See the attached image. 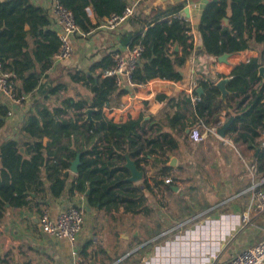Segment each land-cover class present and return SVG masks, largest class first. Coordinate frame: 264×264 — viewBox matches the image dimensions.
<instances>
[{
    "label": "trees",
    "instance_id": "trees-1",
    "mask_svg": "<svg viewBox=\"0 0 264 264\" xmlns=\"http://www.w3.org/2000/svg\"><path fill=\"white\" fill-rule=\"evenodd\" d=\"M58 1L72 13L84 35L98 28L110 15H120L130 6L126 0ZM182 8L180 4L155 5L147 12L135 10L127 20L135 28L120 37L121 44L143 47L132 74L135 84L156 78L175 82L183 79L182 68L190 58L194 43L189 28L174 17ZM88 9L92 10L94 23ZM197 33L212 63L224 53L255 50L258 56L234 65L228 76L209 71L207 80L199 81L193 90L199 96L195 105L186 93H180L177 99L167 98L174 112L168 115L163 126L166 130L160 123H154L155 128L149 127L150 133L144 129L141 117L116 122L106 116L104 108L113 95L127 91L116 86L113 76H103L113 65L112 57L105 56L87 72H70V80L88 86L91 97H67L53 108L36 103L21 126L20 133L25 140L19 143L9 138L0 144V221L9 208L40 213L47 190L54 198L65 192L80 193L89 207L141 201V196L136 197L140 186L128 180L131 173L125 166L126 154L137 169L144 171L149 158L165 152L163 147L172 141L170 132L177 130L184 134L187 128L199 123V118L206 125L217 124L223 109L234 113L225 135L247 143L254 153L251 162L256 173L264 175V145L258 140L264 134V72L263 76L259 75V68L264 67V0H208L199 16ZM58 47L47 9L30 0H0V63L20 82L16 86L18 96L39 87L42 74L51 67L52 55ZM225 77L229 78L228 95L221 100L215 83ZM198 88H202L201 94ZM57 90L58 87H53L50 93ZM235 97L239 100L232 106ZM158 98L164 100L166 96ZM181 108L189 112L190 119L179 112ZM88 109H91L89 118ZM7 112L8 107L0 103V128ZM78 152L80 164L76 176L70 178V163ZM156 157L159 175L166 176L170 168ZM141 184L150 189L147 179ZM155 184L162 182L155 180ZM93 253L91 243L86 244L76 264H88Z\"/></svg>",
    "mask_w": 264,
    "mask_h": 264
},
{
    "label": "crops",
    "instance_id": "crops-1",
    "mask_svg": "<svg viewBox=\"0 0 264 264\" xmlns=\"http://www.w3.org/2000/svg\"><path fill=\"white\" fill-rule=\"evenodd\" d=\"M126 1L134 6V11L142 12L155 5L180 4L183 7L181 12L188 18L187 28L193 36L194 49L182 68L183 79L168 86L165 93L152 94L145 89H135L122 95L114 94L104 111L108 118L116 122L141 117L145 122L144 129L149 133L151 125L155 128L154 123H160L165 131L163 126L167 117L174 112L167 98L177 99L194 82L198 85L201 78L209 77V71L228 76L234 65L258 56L257 51L250 50L231 53L226 62L216 60L212 63L204 51L196 54L195 47L201 41L197 33L198 20L208 0ZM30 2L50 12V28L53 29L55 21L50 11L51 0ZM88 15L94 23L91 9H88ZM103 24L83 37H75L72 57L52 61L51 67L42 74L39 87L26 94L21 104H13L0 95V103L10 111L0 128V144L9 138L19 143L25 140L20 133L21 126L36 103L53 108L60 106L67 97H91L88 86L72 82L69 73L87 72L105 56L112 57L116 49L125 46L121 44L120 37L135 28L127 21L116 29H109ZM99 70L100 67L95 72ZM19 84L16 80V86ZM53 87H58L56 93H50ZM161 95L166 98L160 100L158 97ZM238 100L239 97H235L231 105ZM179 112L190 119L189 112H184L182 108ZM193 114L197 115L194 110ZM233 118L232 111L223 109L219 113V124L233 121ZM198 120L200 131L204 134L201 141L192 142L189 138L190 128L199 123L187 128L184 134L173 130L170 132V144L174 147L165 144V152L147 160L138 180L132 181L129 177L134 186H140L136 197L141 196V201L135 199L89 207L80 193L69 195L65 192L54 198L47 190L42 209L46 208L52 217L69 205L84 208V224L74 245L43 234L39 226V212L9 208L0 221V264H76L82 248L88 243L94 250L88 264L91 261L93 264H207L212 253L221 252V259L227 260L230 254L263 238L264 216L261 214L251 217V225L247 229L238 230L241 213L256 201L257 191L264 188V175L249 171L253 151L247 143L236 142L226 135L221 136L219 131L211 133L203 128L217 124L206 125L200 118ZM262 139L263 134L258 140ZM155 157L164 160L170 168L166 176L159 175L160 165L155 164ZM171 158L175 159L172 166L169 165ZM129 163L127 161L125 166ZM69 173L70 178L76 176L70 170ZM166 178H171V182L165 183ZM144 179L148 180L150 189L142 186ZM155 180L162 184L156 185ZM190 222L193 224L184 229ZM94 237L96 243L92 242Z\"/></svg>",
    "mask_w": 264,
    "mask_h": 264
},
{
    "label": "built area",
    "instance_id": "built-area-1",
    "mask_svg": "<svg viewBox=\"0 0 264 264\" xmlns=\"http://www.w3.org/2000/svg\"><path fill=\"white\" fill-rule=\"evenodd\" d=\"M50 11L54 18L55 24L53 31L59 41L58 49L52 55L53 62L70 59L73 55V39L75 37H83L78 26L74 21L72 13L65 8L58 0H51ZM134 13V6H128L122 14H113L104 20V26L109 29H116L125 23ZM186 26L188 18L180 11L174 15ZM143 47L136 44L132 47L123 46L116 49L112 54L113 65L103 72V76H113L115 84L119 89L134 91L135 89H145L152 94L165 93L168 86L175 85V81L165 79H151L142 84H135L132 81V74L139 62ZM13 73L5 70L0 63V95L7 98L13 104H21L26 95L18 96L16 92V81ZM207 78H201L199 81H206ZM197 83L194 82L185 93L191 98L192 104L199 100V96L193 93ZM10 115V111L7 112ZM199 123L190 128L189 138L192 142H199L204 138V134L200 131ZM203 126V125H202ZM222 125L217 123L215 126L205 127L208 132L217 133ZM261 144L264 145V134ZM250 173L255 171L254 165L249 167ZM165 183H170L171 178H166ZM257 199L243 212L241 221L250 223L251 217L256 214L264 216V188L256 193ZM84 224V208L79 205H69L60 210L52 217L46 208H43L39 214V226L43 234L56 240H67L74 245ZM96 237L92 239L96 243ZM219 254L214 253L210 256L207 264H264V237L256 243L247 246L233 254L227 260L219 262Z\"/></svg>",
    "mask_w": 264,
    "mask_h": 264
},
{
    "label": "water",
    "instance_id": "water-1",
    "mask_svg": "<svg viewBox=\"0 0 264 264\" xmlns=\"http://www.w3.org/2000/svg\"><path fill=\"white\" fill-rule=\"evenodd\" d=\"M174 49L177 50L178 49V46L175 45L174 46ZM203 51V46H202V43L201 41L199 42V45L195 47V52L197 55H199L201 52ZM230 54L228 53H224L222 55H220L217 60L219 62H226L227 61V58L229 57ZM263 72H264V67H260L259 68V75L260 76H263ZM229 81V78L228 77H225V78H222V79H219L216 83H215V86L219 89L220 91V98L221 100H224L225 97L228 95V91L226 89V84L227 82ZM197 92L199 94L202 93V88H198ZM91 113V109H88L87 110V118H89V115ZM232 121H228L226 122L225 124H223L220 128H219V134L221 136H224L225 135V130L226 128L229 126V124L231 123ZM129 161L130 163L128 164V169L130 170V173H131V176H130V179L132 181H136L138 180L141 175H142V171L137 169L134 162L128 157V155L126 154V162ZM174 162H175V159L174 158H171V161L169 163V165H174ZM80 164V152H78L76 154V157L74 158V160L70 163V168L69 170L72 172V173H77V169H78V166ZM91 264H93V261L90 262Z\"/></svg>",
    "mask_w": 264,
    "mask_h": 264
},
{
    "label": "rangeland",
    "instance_id": "rangeland-1",
    "mask_svg": "<svg viewBox=\"0 0 264 264\" xmlns=\"http://www.w3.org/2000/svg\"><path fill=\"white\" fill-rule=\"evenodd\" d=\"M245 211V210H244ZM243 211V212H244ZM243 212L241 213V216H242V214H243ZM193 224V222H190V223H187L185 226H184V229H188V227H190L191 225ZM251 225V221H250V223H245V222H243V221H241V223H240V226H239V228H238V230L239 229H247L249 226ZM214 229H215V226H214ZM243 230H241V232L243 231ZM236 232H238V231H236ZM181 233H183V230H181ZM214 253H212V254H210V255H213ZM219 254V260H221V261H225L226 259H224V260H222L221 258H222V254H221V252L220 253H218ZM221 254V255H220ZM231 255V254H230ZM210 257V256H209Z\"/></svg>",
    "mask_w": 264,
    "mask_h": 264
}]
</instances>
